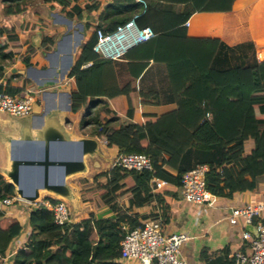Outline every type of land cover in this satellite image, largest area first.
<instances>
[{"label":"trees","instance_id":"obj_1","mask_svg":"<svg viewBox=\"0 0 264 264\" xmlns=\"http://www.w3.org/2000/svg\"><path fill=\"white\" fill-rule=\"evenodd\" d=\"M29 1L2 0L6 16L23 14ZM235 0H212L206 8ZM67 7L71 20H93L99 24L82 49L69 73L76 81L71 94L72 111L87 107L84 125L120 155L145 154L151 158L156 177L173 184L182 194L185 173L207 166V190L215 197L230 199L237 193L254 190L257 176L264 174V62L257 58L252 41L229 46L223 41L204 42L174 37L162 31V13L182 6L147 0H45ZM52 5V4H49ZM53 7V5L51 6ZM181 9L190 13L191 5ZM135 14L141 28L152 27L158 37L132 49L119 60L97 55V31L113 33ZM46 22L25 21L23 31H45ZM89 30V24L84 25ZM17 28L0 25V77L8 62L20 59L25 68L38 64L39 52L29 39L22 41ZM56 35L45 34L43 46L52 50ZM90 64V65H89ZM42 67L43 64H42ZM0 91L22 97L20 88L0 85ZM109 99L115 109L103 101ZM140 105L173 106L164 114L142 113ZM253 148L245 155V145ZM106 177L105 182L99 181ZM81 197L95 209L106 207L112 216L92 214L76 223L58 225L54 213L44 205L31 212L34 233L30 252L16 254L14 264H124L121 242L141 220L129 213L132 207L156 205L145 220H161L163 230L171 221V209L164 194L155 193L148 172L128 171L119 166L80 182ZM167 194H171L168 193ZM17 195L16 187L0 174V200ZM176 196V194H171ZM127 201V202H126ZM59 201L49 200L50 204ZM129 207V208H128ZM131 208V209H130ZM22 227L0 210V264ZM221 264H236L226 252Z\"/></svg>","mask_w":264,"mask_h":264},{"label":"crops","instance_id":"obj_2","mask_svg":"<svg viewBox=\"0 0 264 264\" xmlns=\"http://www.w3.org/2000/svg\"><path fill=\"white\" fill-rule=\"evenodd\" d=\"M161 1L172 6L187 4L194 8V11L190 13L183 11L182 6L177 10L162 13V32L169 36L204 42L218 40L229 46H235L245 41L253 42L257 35L264 32V0H235L231 9L219 8L223 5L227 7V4L220 2L219 5L217 1L212 8H206L212 0ZM98 18L95 20V29L100 22ZM60 40L54 42L55 48L52 49L54 52L44 47L47 56L35 46L40 55L38 64L35 63L25 68L21 60L16 59L3 67L4 74L0 79L4 85L9 84L14 88H20L24 93L26 90H32L38 101L33 114L28 117H13L0 112V174L12 183L8 178L12 161L16 158H44L47 141L51 147L50 157L59 160H73L79 157L81 151L79 142L83 138L97 140L98 148L94 155L84 156L85 170L83 172L65 178V185L70 193L67 198L43 189L42 171L24 170L21 175L24 195L20 196L17 193L18 187L14 184L16 196L19 199L12 207L4 210L5 217L16 219L22 231L11 243L3 258V264H14L16 254L30 252L29 242L34 233L30 214L36 206L44 205L50 209L49 200H62L67 203L68 207L70 206L71 223L79 222L92 214L102 213L105 217L113 215L111 211L106 210V207L95 209L81 197L80 182L84 179L93 180L97 175L109 172L120 153L117 147H108L106 143L92 134L89 126L84 125V121L89 118V114L96 111L95 109L89 111L87 107H84L76 113L72 111L71 94L76 88V81L69 77L70 70L67 69L66 59H63L67 58L70 53L71 41L65 42L61 47ZM58 49H60V59L58 64L54 65L51 56H55V51ZM75 58L76 55H74V61ZM42 64L44 67L47 65V68L44 69ZM33 72L41 74L34 76ZM63 72H68L66 77H62ZM51 81H55L54 86H44ZM42 86L45 88L40 89ZM136 100L139 108L138 125L142 124V113L164 114L174 108L173 106L140 105L139 100ZM106 104L110 109H115L109 99L104 100L101 106ZM58 135L63 136V142L52 139ZM252 150L251 144L247 142L245 155H249ZM61 179V169H52L49 176L50 183H58ZM105 180L104 176L99 179L101 182ZM36 190L39 191V197L34 202L29 201L28 197ZM167 192L175 193L176 196L167 194ZM155 193L164 194V200L171 209V221L165 227L164 232L166 234L185 233L191 238L181 249V256L188 264H221L217 259L223 257L226 252L230 258L238 251L249 252V244L244 239L243 233L245 231L252 233V230L248 227L231 225L229 216L233 209L254 203H264V174L257 176V186L254 190L237 193L230 199L215 197L211 205L186 203L178 188L170 183L166 188L155 191ZM155 207V204L132 207L129 213L144 222L147 220L143 218L150 217ZM122 263L140 264L136 261Z\"/></svg>","mask_w":264,"mask_h":264},{"label":"built area","instance_id":"obj_3","mask_svg":"<svg viewBox=\"0 0 264 264\" xmlns=\"http://www.w3.org/2000/svg\"><path fill=\"white\" fill-rule=\"evenodd\" d=\"M143 7H148L147 0H136ZM140 14H135L129 21L117 27L110 34L97 31L98 41L93 51L102 58L119 60L132 49L158 37L152 27L141 28L138 25ZM257 58L264 62V32L253 41ZM90 65V64H89ZM3 82L0 79V85ZM37 97L32 90H26L22 97L12 96L0 91V112L13 117H28L34 112ZM119 166L128 171L148 172L151 174V184L154 191L166 188L169 183L156 177L153 163L145 154L119 155L113 167ZM207 166H198L188 171L182 180V197L189 204H212L215 196L207 190ZM18 197L0 200V210L12 207ZM54 221L61 226L71 223L70 210L65 201L51 204ZM229 223L247 228L253 226L255 232L245 231L243 237L248 241L249 252H235L231 257L236 264H264V203H254L242 208L233 209ZM185 233L166 234L161 220H147L130 230L121 242V261L140 264H188L181 256L182 247L190 240Z\"/></svg>","mask_w":264,"mask_h":264},{"label":"rangeland","instance_id":"obj_4","mask_svg":"<svg viewBox=\"0 0 264 264\" xmlns=\"http://www.w3.org/2000/svg\"><path fill=\"white\" fill-rule=\"evenodd\" d=\"M28 4H29V9L23 14L6 16L4 13L6 4H4L2 0H0V25L5 26L7 28H17V30L21 34L20 35L21 38L23 40L25 38L29 39L31 43L34 46H36L41 53L46 51L44 46L41 45L45 34H55L56 35L55 41H57L58 39H61L60 46L62 47V45L65 42L69 41L70 35L72 36L76 32H79V33L84 34V37L81 40L80 46L77 47V53H78L82 49L84 43L89 39L92 32L94 31L95 20L96 18H98V14H99V12L96 13L93 20H90L89 21L90 23H88V21L86 20L81 21L79 17L75 18L74 20H71L67 16L68 13L67 11H64V10H69L71 4L67 7V9L64 8L65 6L59 5L58 3H49L53 5V7H51L52 5H49L48 3H46L45 0H33V1H29ZM27 20H30L34 23L46 22L48 23V26L45 28V31L37 30V31L29 33L27 31H23L22 29V26ZM85 24H89L91 28L89 30L85 29L84 27ZM73 42H76V40L74 39ZM53 46H54L53 47V50H54L55 44ZM53 50L50 52H54ZM44 55H45V52H44ZM59 56H60V52H58V54H55V56L53 55V57L51 56V60L54 65L58 64L59 59H60ZM63 59H66V58H63ZM66 63H67V60H66ZM46 68H47V65L44 67V69ZM40 74H41L40 72L32 73V75L34 76H40Z\"/></svg>","mask_w":264,"mask_h":264},{"label":"water","instance_id":"obj_5","mask_svg":"<svg viewBox=\"0 0 264 264\" xmlns=\"http://www.w3.org/2000/svg\"><path fill=\"white\" fill-rule=\"evenodd\" d=\"M84 37V34L76 32L74 35H70L69 40L71 41V49L70 53L67 56V69L70 71L74 67V55L77 54V47L80 46L81 40ZM76 42H73V40ZM73 42V43H72ZM60 49L55 51V54H58ZM64 73V72H63ZM68 72L62 74L64 77ZM70 73V72H69ZM55 85V81H51L44 86L51 87ZM46 87V88H47ZM45 87H41L40 89H44ZM53 140L63 142V136H55L52 137ZM52 140V141H53ZM80 144V155L76 159L73 160H62V159H52L49 155V151L51 149L49 141L46 142L45 146V157L44 158H37V159H14L12 161L11 171L8 173V178L18 187L17 193L20 196H23V188L21 187V175L24 170H35L38 169L39 171L43 172L44 176V187L43 189L52 192L56 195H59L63 198L69 197V189L65 185V178L83 172L85 170V162L84 156L87 155H94L98 148V142L95 139L90 138H83L79 142ZM54 168H59L62 171V179L58 183H50L49 176ZM39 197V191L36 190L33 195L28 197V200L34 202ZM252 230V233L255 232L253 226H248Z\"/></svg>","mask_w":264,"mask_h":264},{"label":"bare ground","instance_id":"obj_6","mask_svg":"<svg viewBox=\"0 0 264 264\" xmlns=\"http://www.w3.org/2000/svg\"><path fill=\"white\" fill-rule=\"evenodd\" d=\"M74 41V40H73Z\"/></svg>","mask_w":264,"mask_h":264}]
</instances>
